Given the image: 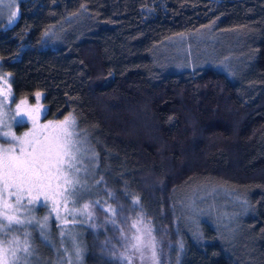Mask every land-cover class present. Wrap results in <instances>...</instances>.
<instances>
[{
    "label": "trees",
    "instance_id": "16d2710c",
    "mask_svg": "<svg viewBox=\"0 0 264 264\" xmlns=\"http://www.w3.org/2000/svg\"><path fill=\"white\" fill-rule=\"evenodd\" d=\"M15 11L0 24L13 97L40 93L42 117L72 116L97 154L90 201L103 218L86 231V264H112V221L136 211L161 264H264V0H18ZM205 27L246 32L245 72L152 67L156 45ZM198 182L239 198L237 237L209 219L179 226V190Z\"/></svg>",
    "mask_w": 264,
    "mask_h": 264
},
{
    "label": "rangeland",
    "instance_id": "374dc122",
    "mask_svg": "<svg viewBox=\"0 0 264 264\" xmlns=\"http://www.w3.org/2000/svg\"><path fill=\"white\" fill-rule=\"evenodd\" d=\"M17 1L0 0V24L14 19L11 14L16 12ZM80 26L81 21L78 20L74 27ZM246 37L242 30L223 33L210 27L200 28L156 45L150 51L149 60L152 67L162 70L209 64L232 74L245 72L243 67L249 57ZM9 77L8 73L0 71V160L6 150L9 156H19L21 147L31 151L29 144L19 143L25 134L35 132L41 141L46 136H58L65 118H73L44 119L45 108L40 95L34 94L31 102L25 97H13ZM18 115H23L27 121L22 126L15 122ZM68 131L72 133L74 142V168L69 170L65 166L59 179L51 180L50 187L43 190L38 187L5 188L0 181V250H4L0 251V264H86V231L96 225L97 218H103L94 212V202L90 201L97 199L91 186L100 185L97 154L91 139L86 132L78 130L75 121ZM28 139L33 137L29 135ZM56 175L54 171V177ZM65 175L73 181L71 185L65 184ZM188 185L179 190V226L189 230L198 221L209 219L227 236L237 237L244 207L233 191L199 182ZM4 213L19 218L23 223L9 225ZM136 213L128 220L112 221L108 233L112 245L107 251L112 264H161L159 255L162 254L159 253L153 227L144 215ZM25 244L27 252L24 251Z\"/></svg>",
    "mask_w": 264,
    "mask_h": 264
},
{
    "label": "snow or ice",
    "instance_id": "6c2138e0",
    "mask_svg": "<svg viewBox=\"0 0 264 264\" xmlns=\"http://www.w3.org/2000/svg\"><path fill=\"white\" fill-rule=\"evenodd\" d=\"M16 15V12L11 14L12 18ZM39 95V93L36 94V96ZM15 122L18 126H22L27 121L23 115H18L15 117ZM73 123V118L66 117L60 135L53 137L46 136L43 141L36 137L35 132L25 134L23 138L19 139V143L21 145L25 143L29 144L31 146L30 152L25 151L21 147L19 156H9L6 150L3 159L0 160V181L3 182L5 188L12 186L20 189L38 187L43 190L51 186L50 182L53 178L59 179V174L65 166L69 170L73 169L74 164L72 161L75 159V156L72 149L74 142L71 139L72 133L68 131V127ZM4 135L8 134L5 133ZM29 135L33 139L29 140ZM14 139L16 138L14 137ZM53 170L57 174L55 177ZM46 181L48 182L47 184L45 183ZM64 181L66 185L73 183L72 180L67 178V175L64 176ZM19 199L18 197L17 203H19ZM5 207H8V205L5 204ZM3 215L8 220L9 225L13 222L17 224L23 223V221L15 216H8L7 213ZM24 251H28L27 244H25ZM13 255H15V252Z\"/></svg>",
    "mask_w": 264,
    "mask_h": 264
}]
</instances>
